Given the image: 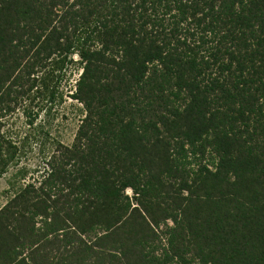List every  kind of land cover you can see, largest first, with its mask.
Instances as JSON below:
<instances>
[{"label": "trees", "instance_id": "16d2710c", "mask_svg": "<svg viewBox=\"0 0 264 264\" xmlns=\"http://www.w3.org/2000/svg\"><path fill=\"white\" fill-rule=\"evenodd\" d=\"M74 55L84 118L0 264H264V0H0V118ZM18 154L0 128V177Z\"/></svg>", "mask_w": 264, "mask_h": 264}, {"label": "rangeland", "instance_id": "374dc122", "mask_svg": "<svg viewBox=\"0 0 264 264\" xmlns=\"http://www.w3.org/2000/svg\"><path fill=\"white\" fill-rule=\"evenodd\" d=\"M79 56L66 66L59 95L53 102L35 88L19 100L14 109L1 116V133L19 148L17 166L0 177V209L24 186L40 179L47 161L59 144L71 145L84 118L81 103L72 98L81 74ZM55 84V80L51 81ZM19 170L21 172L16 174ZM127 193L132 195L131 190Z\"/></svg>", "mask_w": 264, "mask_h": 264}]
</instances>
